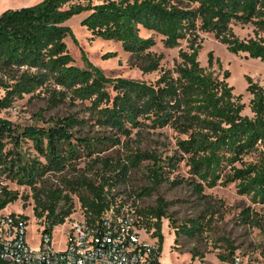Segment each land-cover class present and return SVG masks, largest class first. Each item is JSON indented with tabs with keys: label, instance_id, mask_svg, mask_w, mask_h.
<instances>
[{
	"label": "trees",
	"instance_id": "1",
	"mask_svg": "<svg viewBox=\"0 0 264 264\" xmlns=\"http://www.w3.org/2000/svg\"><path fill=\"white\" fill-rule=\"evenodd\" d=\"M82 13L81 24L93 38L121 42L126 51L142 60L144 73L158 70L164 55L150 50L156 40L143 37L142 29L161 35L166 47H177L182 40L188 46L180 50L174 66L163 70L154 82L111 77L86 55V65H76L69 51L66 39L75 36L66 22ZM236 25H252L254 35L240 37ZM263 32L264 0H42L6 9L0 15V93L5 92L0 96V113L17 98L39 89L46 91L49 105L59 107L78 100L90 104L86 108L89 114L84 116L70 111L45 119L41 114L44 124L22 125L0 115V173L34 187L35 213L44 218L45 231L51 232L74 214L72 194L78 196L85 218L96 223L108 211L120 212L107 187L127 175V163L95 158L107 170L117 171L110 178L103 173L100 182L84 175L65 177L60 188L42 185L44 179L50 173L76 171L77 160L120 142V136L84 132L89 125L125 136L137 128L170 127L185 136L177 140V152L165 160L146 151L129 157L131 166L152 161L148 170L154 186L168 180L167 169L176 168L187 157L186 164L198 179L194 180L198 194L203 195L206 187L236 182L239 193L264 203V86L247 77L252 114H246L243 95L236 94L228 81L230 71L221 75L214 69L215 63L221 65L220 59L213 51L208 66L199 59L201 34L213 33L231 53L264 61ZM114 55L109 52L104 57ZM27 141L33 142L39 158L24 159L22 149ZM0 188L2 210L19 193L3 185ZM168 205L160 197L155 206L137 210L138 224L154 230L161 251ZM183 226L191 233L200 224L190 220V225ZM234 252L233 248L231 254Z\"/></svg>",
	"mask_w": 264,
	"mask_h": 264
},
{
	"label": "rangeland",
	"instance_id": "2",
	"mask_svg": "<svg viewBox=\"0 0 264 264\" xmlns=\"http://www.w3.org/2000/svg\"><path fill=\"white\" fill-rule=\"evenodd\" d=\"M42 0H0V15L9 8H19L32 5ZM77 2L99 3L104 0H75ZM85 13L74 16L66 23L71 26L74 36H68L66 41L69 51L75 59V64L84 67L86 55L91 62L100 66L111 77H128L147 82H154L165 69L172 68L179 57L180 50L187 49L188 42L182 40L177 47H166L163 37L152 31L142 29L143 37L153 36L156 44L151 51L163 54L158 70L144 73L141 70L142 60L132 52L126 51L121 42L93 38L91 32L81 24ZM235 30L240 37L254 35L252 25H236ZM264 35V32L262 33ZM203 48L199 59L204 66H208L209 52L213 51L215 58L220 59L221 65L215 63L217 73L224 75L230 71L229 83L234 86L236 94L243 95V101L247 104L244 111L252 114L249 102L252 95L248 92L247 77L251 76L255 81L264 86V61L246 57L243 54L231 53L227 46L220 42L213 33H202ZM112 52L113 57L105 58L104 55ZM4 91L0 96L4 95ZM89 102L78 100L75 104L62 106L49 105L47 93L39 89L35 93L24 94L17 98L13 105L2 110L0 115L13 120L15 123L44 124L39 119L41 114L45 119L63 116L76 112L82 116L88 115ZM91 135L120 136V142L116 145L107 144L92 157L85 156L75 162L76 171L64 173H50L41 183L48 187H64L65 177L74 178L84 175L101 181V175L109 177L117 171L107 170L103 162L95 158H106L108 162L127 163L128 173L125 177H119L112 187H107L109 196L121 207L120 213L138 219L137 210L155 206L158 199L163 197L169 202L167 208L168 217L163 218L162 232L164 243L162 261L165 264H233L234 258L240 256L244 264H264V203L255 202L250 195L241 194L236 182L228 185L206 187L203 195L196 192L194 180H198L190 172L189 165L184 157L179 165L168 170V180L158 186L152 183V177L148 166L151 160L143 161L139 166H131L129 157L139 151L155 152L163 160L177 152V140L185 138L170 127L164 128H137L130 136L115 134L110 129L89 125L83 129ZM22 154L25 160L39 158L32 141L23 145ZM247 159H252L248 157ZM116 175V174H115ZM116 178V177H115ZM116 180V179H114ZM176 181V183L174 182ZM0 184L9 190L18 191L19 198L10 203L3 210L28 217L27 239L33 247H37L41 237V226L44 218L35 213L34 187L19 184L0 173ZM38 184L37 188L41 185ZM75 203V212L69 217L70 221L80 218L83 213L81 202L76 195H71ZM190 220H196L200 226L194 232H185L183 224H189ZM178 226L180 229L177 231ZM63 225H58L54 231L56 248H60L63 242ZM142 239L149 244L160 245L159 237L154 236V230L142 231ZM235 249L234 254L231 250Z\"/></svg>",
	"mask_w": 264,
	"mask_h": 264
},
{
	"label": "built area",
	"instance_id": "3",
	"mask_svg": "<svg viewBox=\"0 0 264 264\" xmlns=\"http://www.w3.org/2000/svg\"><path fill=\"white\" fill-rule=\"evenodd\" d=\"M60 225L66 227L60 248L54 243L57 226L47 232L46 222L33 247L27 239L28 220L0 210V264H165L160 245L142 239L138 219L120 212L108 211L96 223L82 215ZM233 264H244L242 257L236 256Z\"/></svg>",
	"mask_w": 264,
	"mask_h": 264
}]
</instances>
